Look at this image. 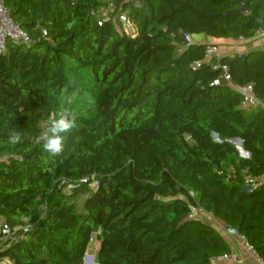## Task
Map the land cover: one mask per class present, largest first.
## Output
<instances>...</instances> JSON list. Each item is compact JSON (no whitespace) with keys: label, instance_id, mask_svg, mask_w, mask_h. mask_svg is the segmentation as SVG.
<instances>
[{"label":"trees","instance_id":"16d2710c","mask_svg":"<svg viewBox=\"0 0 264 264\" xmlns=\"http://www.w3.org/2000/svg\"><path fill=\"white\" fill-rule=\"evenodd\" d=\"M4 1L31 42L0 54V220L20 228L0 264H85L95 243L97 264L230 254L194 209L264 258V184L244 191L247 177L264 175V107L243 109L239 92L214 84L222 69L204 61L206 43H182L251 39L264 0H115L132 34L103 19V0ZM244 4L249 13L237 11ZM219 62L264 100V43ZM61 109L77 128L52 156L39 138ZM12 130L21 143H6Z\"/></svg>","mask_w":264,"mask_h":264},{"label":"built area","instance_id":"2783aa9c","mask_svg":"<svg viewBox=\"0 0 264 264\" xmlns=\"http://www.w3.org/2000/svg\"><path fill=\"white\" fill-rule=\"evenodd\" d=\"M105 6L101 10L102 17L104 20H114L118 28L122 31H125L132 25L129 18L125 14L113 15L116 10L115 0H103ZM43 34L46 35V30H43ZM254 40H257L259 43H264V28L259 27L255 35L252 37ZM31 42L30 35L23 30L11 17L10 10L7 7L4 0H0V54H5L9 46L12 45H22L29 44ZM228 52L237 51L236 53L242 54L239 52V39H230L225 41V46ZM227 54V53H226ZM223 51V46L216 42H208L205 45V57L204 61H212L216 59L214 64V69L221 68V74L219 78L214 82V84L226 83L229 84L233 89L239 92L243 96L242 108L248 110L251 107L264 106L263 100L258 97L253 90V85L251 83L245 85H237L232 81L228 67L226 65H220V59L226 55ZM201 61L195 63L196 66L201 65ZM84 183H87L88 180L84 179ZM264 184V175L260 177H247L245 180V187L251 188L252 190L258 188ZM90 186L93 188L98 187V182L96 179L90 181ZM72 188V186H69ZM20 228H12L7 222L0 220V249L8 247L17 238V230ZM28 229V226L24 227ZM20 238L23 237V234L19 235ZM243 241L245 243L246 249L255 255L258 261L261 264H264V258H261L255 249L254 245L248 242L243 236ZM91 242L93 240L91 239ZM97 243H95V246ZM88 254V253H87ZM230 254L223 253L218 256H215L211 259V264L219 259H229Z\"/></svg>","mask_w":264,"mask_h":264},{"label":"crops","instance_id":"0c3cea01","mask_svg":"<svg viewBox=\"0 0 264 264\" xmlns=\"http://www.w3.org/2000/svg\"><path fill=\"white\" fill-rule=\"evenodd\" d=\"M228 40L230 39L220 41V40H216L206 35H198L194 39H192V42L222 43ZM262 45H263L262 43H259L257 40H254L253 38L251 39L239 38V47H238L239 50L238 51L244 53L249 50L261 48ZM224 52L225 54L227 53L226 55H232L236 53L237 51L228 52L227 50H225ZM199 213L200 215H203L205 217L204 220H206L209 223H213L219 227V229L221 230V233L226 237V239L228 240L231 246L230 258L229 259H219L215 262V264H261L258 261L257 257L246 249L242 236L232 235L228 233L226 230V225L223 222L213 218L211 215L206 214L204 212H199Z\"/></svg>","mask_w":264,"mask_h":264},{"label":"clouds","instance_id":"9594fccd","mask_svg":"<svg viewBox=\"0 0 264 264\" xmlns=\"http://www.w3.org/2000/svg\"><path fill=\"white\" fill-rule=\"evenodd\" d=\"M76 128V116L72 115L69 111L57 110L39 138L40 147L44 152L52 156H59L64 151L66 137L72 134ZM21 141L22 136L20 132L15 130H12L6 139V143L9 145H17Z\"/></svg>","mask_w":264,"mask_h":264},{"label":"rangeland","instance_id":"374dc122","mask_svg":"<svg viewBox=\"0 0 264 264\" xmlns=\"http://www.w3.org/2000/svg\"><path fill=\"white\" fill-rule=\"evenodd\" d=\"M136 30H137L136 26L132 23V25L126 30L125 33L132 34V33H135ZM219 44L221 46H223V51H225V49H226V47H224L225 46V41L222 42V43H219ZM235 144L237 145V147L241 151V154L243 156H246L247 153L243 150L242 144L241 145L238 144L237 140H235ZM194 211H195L196 216H202V215H200V213H199V211L197 209H194ZM97 245H98V243H97ZM97 245L96 246L95 245L94 246L91 245L92 247H90V249L88 251V254L85 257V264H97V262L95 261V256H96V253H97ZM91 258H93V261H90Z\"/></svg>","mask_w":264,"mask_h":264},{"label":"water","instance_id":"95a60500","mask_svg":"<svg viewBox=\"0 0 264 264\" xmlns=\"http://www.w3.org/2000/svg\"><path fill=\"white\" fill-rule=\"evenodd\" d=\"M238 12L240 13H249V9L247 8V6L244 4L239 10H237ZM259 23L261 25V27L264 28V21L263 20H259ZM192 42V39H191V36H189L188 34L184 35L183 39H182V43L184 45H187L189 43ZM263 103H264V100H263ZM238 144H242L241 140L238 139ZM245 192H251L252 189L251 188H245L244 189ZM226 230L228 233L232 234V235H238L240 236V231L238 229H235L231 226H226ZM90 261H93V258L90 259Z\"/></svg>","mask_w":264,"mask_h":264}]
</instances>
